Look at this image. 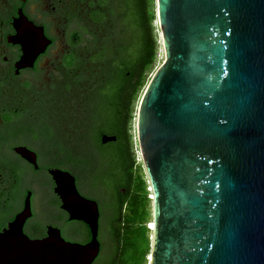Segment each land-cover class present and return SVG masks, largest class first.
<instances>
[{
  "label": "water",
  "instance_id": "95a60500",
  "mask_svg": "<svg viewBox=\"0 0 264 264\" xmlns=\"http://www.w3.org/2000/svg\"><path fill=\"white\" fill-rule=\"evenodd\" d=\"M162 60L139 99L135 134L150 200L146 264H264V0H155ZM17 67L50 42L20 11ZM103 134L102 142L115 140ZM35 164L28 150L16 149ZM86 243L55 227L22 229L23 209L0 231V264H91L98 207L68 171L50 168Z\"/></svg>",
  "mask_w": 264,
  "mask_h": 264
},
{
  "label": "flooded vegetation",
  "instance_id": "af4514ba",
  "mask_svg": "<svg viewBox=\"0 0 264 264\" xmlns=\"http://www.w3.org/2000/svg\"><path fill=\"white\" fill-rule=\"evenodd\" d=\"M84 1L79 0L78 3L81 4ZM76 6L74 0H0V231L23 209L25 197L30 193V215L24 220L23 232L25 233V222L33 217L32 195H39L40 199L45 202L50 217L45 219L42 233L33 236L25 233L28 237L43 238L47 235L48 227L51 226L57 228L62 238L67 241L86 243L90 239L88 225L80 219H71L68 212L61 207V200L54 191L55 184L49 173L50 168H58L68 171L75 179V175L71 172V169L74 170L72 162L85 159L80 154H72L71 144H66L63 140V138L67 139V136L71 137L83 131L85 123V113L81 108V93L87 75L82 71L83 58L79 49L76 48L78 41H74V38L77 40L81 38L80 29H83L77 20L78 12L76 9L78 10V8ZM19 11L34 25L41 27L43 35L50 40L43 51L35 57L32 66H16L23 54V47L11 39L17 32L14 22L19 17ZM93 12L91 15L94 17ZM94 38H97V35H94ZM58 40L60 47L58 57L54 61L55 59L51 57L53 56L52 49L55 48ZM46 62L54 64L52 70L57 75L52 77V72H50L49 79L41 83L39 79L41 64ZM33 80L38 81L35 87H33ZM108 92L105 110L101 118L98 117L97 122H103L111 130L121 127L120 108L126 109L129 103L132 109L135 96H131L127 100V94L120 97V95L116 96L107 90ZM42 99L52 104V108H49L44 114L46 118L43 122L44 135L47 137L54 134L60 136L61 142L55 146V151L61 155L64 154V167L54 165L57 160L48 151L44 153V157L39 155L35 147L39 135L35 132L32 133L30 126L29 128L20 127L15 124V119L28 109L27 104ZM28 113L30 116L34 115L31 110ZM22 130L26 131V135L21 133ZM103 134L114 135L110 132H102L96 139L98 146L111 142H102L101 136ZM20 147L28 150L30 158L33 157L31 153L34 154L36 165L16 150ZM96 155L97 157H94L93 161L100 158L99 154ZM87 160L91 159L88 158ZM36 172L45 174L46 180L40 179L34 174ZM18 195L22 197L21 208L5 221ZM40 206L42 207V203ZM2 221L3 223H1ZM99 221L100 212L98 208L96 238L99 242L100 251Z\"/></svg>",
  "mask_w": 264,
  "mask_h": 264
},
{
  "label": "rangeland",
  "instance_id": "374dc122",
  "mask_svg": "<svg viewBox=\"0 0 264 264\" xmlns=\"http://www.w3.org/2000/svg\"><path fill=\"white\" fill-rule=\"evenodd\" d=\"M97 1L98 0H85L80 4L78 3L79 0H74V4H76V8H78V10L75 8L78 12L77 20H79L83 26V29H80L81 38L78 40L76 48L79 49L83 58V64L81 65L82 71L87 75L85 78V85L81 93V108L85 113V123L83 125V131L71 136L73 137L72 139H69L71 138L70 136H67V139L63 138L66 144H71L70 150L72 154H80V156L84 157L86 160L88 158L92 160L94 157H97L96 154L99 152V146L97 145L96 139L102 132L110 131L108 126L103 124V122H97L98 117L101 118L102 113L105 110V105L107 104L109 96V92L107 93L105 87L108 83H110L116 74V66L119 58L123 56V53H125V58L129 57L133 52V49L130 47L133 46L134 49L136 47L134 40H132L134 35L127 32L124 27L120 10L116 7L118 2L116 1V3H111V0H104L105 7H111L108 8V11L105 8L104 11L101 12V15H103L102 21H98L91 15L93 9L95 10L98 7ZM145 9L148 12L150 10H154L155 12V0L147 2ZM149 25L152 28V32L157 43V56L155 59V66H157L162 60L163 54L155 18L152 19L149 24H146V28ZM140 27L142 26L140 25ZM94 35H97L98 38L96 42L93 41ZM59 47L60 43L58 40L57 45L52 49L53 56L51 57L54 59L58 57ZM99 48L100 50L97 51L96 54V50ZM95 54L96 57L100 58V65L98 59L94 57ZM54 61H56V59ZM126 62H128V64L124 67L123 71L131 70V64L129 63L131 62V58H127ZM53 65L54 64L52 63L48 64V62L41 64L42 69L39 78L41 83L42 81L49 79L50 72H52V77L57 75L56 72L52 70L54 69ZM153 71L154 69H152L151 73ZM151 73L147 74L145 84L136 94L135 100L131 106V118L129 120L128 130L131 134V148L129 156L132 157V153L134 155V162L130 164L129 168L132 175L135 176V174L140 173L144 179H146V176L138 153L135 125L138 102ZM33 81V87H35L36 82L38 81ZM27 108L28 109L24 110L23 113L15 119V124L20 127L29 128L30 126V131L32 130V133L35 132L39 135V140L35 143V147L39 155L44 157V153L48 151L49 153H52L54 155L53 157L57 160L54 162V165L64 167V154L61 155L55 151V146L61 142L60 136L54 134L51 137H47L44 135L45 129L43 127V122L46 119L44 114H46L45 112H47L49 108H52V104L42 99L35 101V103L32 102L27 104ZM30 110L33 112V116L29 115L28 112H30ZM102 119L104 120V118ZM21 133L26 135V131L22 130ZM24 138H26V136H24ZM74 170L71 169V172L75 175L77 189L82 195L96 200L100 212L99 222L101 248L91 264H119L120 257L123 256L129 242L131 241L130 235L128 234L130 228H132L134 233L132 240H136L134 243L138 246V248L142 247L146 243V238L142 236L140 226L137 224H128L125 218V211H123L121 215L118 214L116 205L114 206L115 203L111 200L113 199L112 194H110L105 187L99 184L100 180L98 179V173H95L90 167H74ZM34 174H36L40 179L47 178L45 174L39 172ZM118 180H120L119 177ZM146 188H148V186H146ZM123 190L124 188H121V191ZM16 199L17 200L15 201L13 208L7 214L5 221L12 217L15 211L21 208V195H18ZM39 202L42 203V207ZM31 208L33 210V217L27 220L24 224V231L29 236L42 233L46 222L45 219L48 218V216L50 217L49 211L46 209L45 202L41 200L37 194L32 195L31 197ZM145 209L147 211L145 223H147L150 220V200L147 201ZM1 223H3V221ZM149 234L150 231H147V238H149Z\"/></svg>",
  "mask_w": 264,
  "mask_h": 264
},
{
  "label": "trees",
  "instance_id": "16d2710c",
  "mask_svg": "<svg viewBox=\"0 0 264 264\" xmlns=\"http://www.w3.org/2000/svg\"><path fill=\"white\" fill-rule=\"evenodd\" d=\"M116 1L118 2L116 7L120 10L124 27L127 32L134 35L132 40H134L136 47L135 49L133 46L130 47L133 49V52L127 57L131 58V62H129L131 64V70L123 71L124 67L128 64L126 62L127 58L124 57L125 53H123V56L117 61L116 74L110 83L106 85L105 89L111 91L116 96L120 95V97L127 94V100H129L131 96L136 97L140 88L145 84L147 74L156 68L157 43L151 26L149 25L146 28V24H149L156 16L154 10L148 12L145 9V5L151 0H111V3H116ZM97 4L98 7L95 10L93 9L94 18L102 21L103 15H101V12L105 8L108 11V8L111 6L105 7L104 0H98ZM97 39L94 38L93 41L96 42ZM78 40L74 38L75 42ZM96 54L94 57L99 60L100 58L96 57ZM120 111L122 117L121 127L109 131L116 136V139L106 145L98 147V154L100 155L98 162L97 160L82 159L79 161L76 160L72 164L77 168L90 167L95 173H98L99 184L112 194L113 199L111 200L115 203L114 206L116 205L118 214L121 215L125 211V218L128 224H137L140 226L142 236L146 238V243L138 248L134 243L136 240H132L134 233L132 228H130L128 234L130 235L131 241L123 256L120 257L119 264H146L150 249V240L146 235V232L149 231L147 228L149 221L145 223L147 214L145 208L149 200V192L146 188V179L143 178L142 174L137 173L134 176L129 168L130 164L134 162L133 153L132 157L129 156L131 148V134L128 131V123L131 118L129 103L126 109L121 107ZM125 124L127 125L123 127ZM118 177L120 180H118ZM121 188H124V190L121 191Z\"/></svg>",
  "mask_w": 264,
  "mask_h": 264
},
{
  "label": "bare ground",
  "instance_id": "6f19581e",
  "mask_svg": "<svg viewBox=\"0 0 264 264\" xmlns=\"http://www.w3.org/2000/svg\"><path fill=\"white\" fill-rule=\"evenodd\" d=\"M149 227H152V222L150 221L149 224H148Z\"/></svg>",
  "mask_w": 264,
  "mask_h": 264
},
{
  "label": "built area",
  "instance_id": "2783aa9c",
  "mask_svg": "<svg viewBox=\"0 0 264 264\" xmlns=\"http://www.w3.org/2000/svg\"><path fill=\"white\" fill-rule=\"evenodd\" d=\"M149 224V223H148Z\"/></svg>",
  "mask_w": 264,
  "mask_h": 264
}]
</instances>
